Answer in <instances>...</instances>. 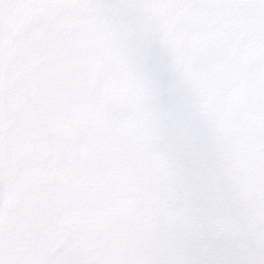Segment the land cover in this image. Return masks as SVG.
<instances>
[{"label":"snow or ice","instance_id":"obj_1","mask_svg":"<svg viewBox=\"0 0 264 264\" xmlns=\"http://www.w3.org/2000/svg\"><path fill=\"white\" fill-rule=\"evenodd\" d=\"M0 264H264V0H0Z\"/></svg>","mask_w":264,"mask_h":264}]
</instances>
